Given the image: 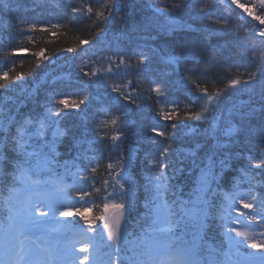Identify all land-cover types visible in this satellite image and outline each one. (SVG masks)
Segmentation results:
<instances>
[{
	"label": "trees",
	"instance_id": "obj_1",
	"mask_svg": "<svg viewBox=\"0 0 264 264\" xmlns=\"http://www.w3.org/2000/svg\"><path fill=\"white\" fill-rule=\"evenodd\" d=\"M87 2L96 10H104L102 5L105 0ZM176 2L177 0H117V6L113 8L114 14L107 21L101 22L95 16L92 19H77L67 7L69 0H0V73L10 70L8 80L14 85L8 92L0 90V107H7L8 97H13L17 100L16 111L20 114L17 119L28 116L41 118L45 112L44 105L52 97L88 98L78 109L63 110L59 127L64 135L55 140L54 153L50 156L52 162L45 167L47 173H56L72 182L71 191L76 201L71 208L73 214L66 218L73 223H85L83 218L75 214V210L87 207L89 211L85 212V216L91 222V227H98L103 203L112 188L105 181L111 185L112 179L119 172L115 168L117 160L124 159L120 153L131 148L135 155L129 172L135 188L124 219V228L129 238L144 234V230L152 223L151 209L159 202L153 201L155 189L149 184L145 171V164L151 159L150 154L159 147L167 148L171 154L162 159L182 157L185 150L195 148L196 142L203 139L197 132H189V129L203 132L216 114L217 105L230 97L248 99L243 80L235 86H229L228 82L235 78L238 71L243 73L253 70L247 58L253 54L250 48L260 47V42L264 41V37H260L258 29L253 26L264 25H259L244 9L240 12L239 8L235 9L220 0H185L180 9H171V5ZM201 2L213 18L227 19L229 24L217 31L220 26L200 12ZM71 3L78 6L81 0H71ZM125 3L132 5L127 11L123 9ZM240 3L256 14L264 12L253 0H240ZM153 4L173 11L177 23L171 26V31L168 30L166 17L156 12L151 7ZM105 15H108L106 10ZM145 16L155 20L147 31L138 27V21ZM20 20H24V23H20ZM30 24H35V28L31 29ZM53 24H59L60 27L52 28ZM29 35L31 40L28 39ZM80 40H88L89 43L81 45ZM73 47L76 48L75 52L66 51ZM21 48L25 51H19ZM41 49L43 55L35 56L34 53ZM140 53H144L150 60L149 73H142L137 66ZM173 55L181 59L177 64L170 65L166 61ZM121 57L125 63L117 68L115 65L120 62ZM109 61L113 62L112 73L106 71ZM189 69L195 73L192 79H199L202 87H207L210 92L217 87L221 89L215 100L201 98L202 94L186 78ZM93 71H96V76L91 75ZM85 72L89 75L85 76ZM21 75L22 83L17 79ZM97 78L105 80L106 85H89V80L95 81ZM260 78L258 73L257 79ZM220 79L225 83L220 84ZM129 81L132 83L129 84ZM154 83L166 86L163 94L150 90ZM113 85L119 86L125 95L130 93L136 102L124 100L119 92L113 90ZM82 86L87 87L81 92ZM169 101L178 102L179 116L164 121L158 113L162 110L171 111ZM186 106L201 118L186 117ZM113 119L117 120L115 125L111 123ZM172 124L177 127L173 128ZM154 125L166 131L168 136L155 137L151 131ZM121 127H126L127 131L121 137L123 143L118 152L112 147L110 137ZM2 135L0 133V137ZM153 137L158 144L152 142ZM45 138L53 141L51 129L45 133ZM208 143L213 141L209 139ZM207 150L206 145L202 146L197 150V157L202 158ZM225 151L241 155L233 158L229 167L211 184L215 194H208V216L203 227L189 221L187 228L181 225L177 231L178 235L186 233L184 239L187 241L195 236L202 245L205 256L211 255L214 258L227 250L221 222L217 218L222 201L220 191L246 194L249 183L244 180L241 170L248 165L247 157L250 154H254L257 159L264 156L259 141L248 143L242 134L238 136V143ZM3 157L22 159L0 141V199L8 194L9 188L17 185V181L13 180L16 173ZM34 160L35 158L32 162ZM190 161L191 157L184 160L179 165L184 171L175 176L172 169L164 170L172 178L168 181L169 188L163 193V197L175 212H179L177 201L194 199L192 193L197 187L199 169L193 167ZM109 164L114 169H109ZM93 167L97 169L95 173L91 172ZM85 169L88 170L86 173ZM254 175L255 178L251 181L254 193L262 196L264 174L256 169ZM95 189H100V192ZM84 190L91 193L84 199H90L92 203L84 204L81 200ZM79 201L81 204H78ZM188 207L193 205L189 204ZM260 231H264V228H260ZM253 239L264 242L263 238ZM246 247L248 243L243 251H251L252 248Z\"/></svg>",
	"mask_w": 264,
	"mask_h": 264
},
{
	"label": "snow or ice",
	"instance_id": "obj_2",
	"mask_svg": "<svg viewBox=\"0 0 264 264\" xmlns=\"http://www.w3.org/2000/svg\"><path fill=\"white\" fill-rule=\"evenodd\" d=\"M255 2L261 10H264V0H255ZM231 3L243 8L248 16L259 22V25H264V12L256 14L250 8L245 7L244 4H240L238 0H231ZM184 4L185 0H177L176 3L171 5V9H180ZM116 6L117 0H105L102 5L104 10L94 9L87 0H81L78 6H73L71 0L67 4V7L77 19L81 17L92 19L95 16L101 22L107 21L108 17L114 14L113 8ZM130 7L132 5L129 3L123 5L125 11ZM151 7L166 17L167 25L169 26L168 30L171 31V26L177 23L173 11H170L168 7L162 9L158 4H153ZM105 10L108 13L107 16L105 15ZM199 10L212 23L220 26L217 31L223 30L229 24L227 19L213 18L202 2ZM20 23H24V20H20ZM154 23L155 20L152 17L145 16L143 20L138 21V27L147 31ZM59 27V24L52 25V28ZM30 28L34 29L35 24H30ZM253 28L258 29L260 37H264V27L254 25ZM97 35L99 36V33ZM28 39L31 40L32 37L29 35ZM88 43V40H80L81 45ZM250 50L253 54L247 58L253 70L243 73L238 71L235 78L228 82L229 86H235L243 80L245 84L244 92L248 95V99L240 100L238 96L230 97L222 104L217 105L216 114L213 116L208 128L204 129L203 132L189 129V132H197L203 139L196 142L195 148L185 150V154L182 157L178 156L173 160L162 159L171 154L167 148L161 149L159 147L150 154L151 159L146 162L145 171L148 174L149 184L155 189L153 201H159V203H156L155 207L151 209L153 216L151 225L144 230V234L134 240L128 239L127 230L120 223L124 218V201L128 200L130 204L131 196L134 195L135 183L131 179V173L129 172V166L132 164L135 155L134 150L128 148L126 152L120 153L124 159H118L115 165V168L120 170L117 177L111 185H109L108 181H105L106 185L113 187V192L109 194V197L105 198L106 200L110 199L111 202L103 203L104 212L107 213L109 209L115 210L112 223H109L107 215L99 217L105 222L107 240H105L102 233L98 237L87 236V232L92 231L91 222L85 216V212L89 211L87 207L83 208V210L76 208L75 214L84 219L85 223L89 225L88 229H74L69 222L60 221H57L56 227L46 229L48 212L52 213L54 219L56 212L61 208V203L56 197L55 191L41 190L40 185L43 182L31 179L29 173L34 169L39 170L41 162L44 167H47L52 162L50 156L54 153V142L58 137L64 135V131L59 127L63 110L69 108L78 109L81 104L86 103L88 98L73 99L65 96L55 99V97H52L44 105L45 112L41 118L28 116L17 119V116L20 115L16 111L17 100L13 97H8L6 101L8 106L0 107V133L3 134L0 137V141L6 145L10 152L22 157V159L12 160L7 157H3V159L16 173L13 175V180L21 182L24 186L23 188H9L8 196L4 197L3 201L0 202V206L7 212L6 223H0V231L3 232V240L0 241V264H75L76 259H78L74 250L76 241L70 239L65 243L63 251H56L48 247L47 243L43 245L40 243V241H48V236L44 234L45 230L47 232L66 231L73 233L74 236L83 237L96 253L91 264H227L226 261L217 260L211 255L205 256L203 247L195 236L191 241H187L184 239L186 233L178 235L177 231L181 225L187 228L189 221H194L203 227V222L208 216L206 210L209 205L208 194L209 192L215 194L211 184L218 180L220 174L229 167L233 158H238L241 155L240 153L225 151V149H230L238 143L239 135H244L248 143L258 140L261 150L264 151V41L260 42V47L253 46ZM13 51L16 50L14 49ZM19 51H25V49L21 48ZM66 51L75 52L76 48H68ZM34 55L37 57L42 56L43 49L34 53ZM180 59L181 57L173 55L168 57L166 62L170 65H175ZM3 62L9 63L8 61ZM112 63L109 61V67L106 69L108 73H112ZM124 63L125 61L121 57L120 62L115 66L119 68ZM149 64V58L144 53H140L137 62L139 70L142 73H149L151 71ZM9 71L4 70L0 73V90L4 92H8L14 86L9 83ZM187 72V80L202 94L201 98L215 100L219 96L220 88H214L210 92L207 87H202L199 79H192L195 73L190 69ZM258 73L260 74V79H257ZM84 75L88 76L89 73L85 72ZM91 75L96 76V71H93ZM17 79L21 83L23 82L22 75ZM131 83L129 81V84ZM219 83L224 84L225 81L220 79ZM92 84L97 87H104L106 81L101 78H97L95 81L89 80V85ZM86 87L82 86L80 91H84ZM165 88L166 86L161 83H154V87L150 90L163 94ZM113 90L119 92L124 100H130L131 103L136 102L130 93L125 95L119 86L113 85ZM77 96H79V93H77ZM164 98L167 101L166 95ZM168 103L171 105V111L162 110L158 113V116L164 121H169L179 116L178 102L169 101ZM60 106L63 107L61 108ZM184 115L195 119L201 118L197 113L189 110L187 106ZM111 123L115 125L117 120L113 119ZM172 127L176 128L177 125L172 124ZM181 127L186 126L181 125ZM13 128L15 129L14 132L12 131ZM50 129L52 130L53 141H48L45 138V133ZM126 131V127H121L110 137L112 147L118 152L120 151V145L123 143L121 137L126 134ZM151 131L155 134V137L168 136L166 131L160 130L155 125L151 128ZM185 135H188V133H185ZM155 137L152 138V142L158 144L159 142ZM209 139L213 143L209 144ZM204 145L207 146L208 150L202 158H198L197 150ZM45 149L48 151L45 152ZM249 151L251 152V149ZM189 157H191V165L199 169V177L196 181L197 187L192 193L194 199L177 201L176 205L179 207V212H175L173 207L163 198V193L169 188L168 181L172 178L164 170L172 169L173 176L176 173H182L184 169L179 167V165L184 160H188ZM33 158H35L36 165L32 163ZM247 160L248 165L241 170V173L244 180L249 183V190L246 194L235 191L224 193V203L220 208V218L226 222L221 226L226 229V235L235 232L236 237H243L240 240L230 235L228 236L230 243L237 250L246 242L248 247L252 249L264 250V242L253 239L252 232L240 231L233 227L232 225L237 221L227 215L234 209L238 201L244 209L251 210L245 214L251 225L264 228V195L257 196L251 184V181L255 178L256 169H259L261 174H264V156L257 159L254 154H250ZM108 168L114 169V166L109 164ZM217 169H219V172H217ZM87 171L85 169V173ZM96 171L95 167L91 168V172L95 173ZM53 183L56 185V190H66L63 181L58 180ZM117 185L118 189L116 188ZM95 191L100 192V189H95ZM90 195L91 193L87 190L82 192L81 200L84 204L92 203L90 199H84ZM36 199H39L40 203L48 209V212H41L39 216L35 214L39 211V209L34 208ZM117 200L120 202L118 203ZM189 204H192L193 207L189 208ZM59 214L67 217L73 213L71 208H65ZM248 226L246 225L245 227ZM35 233L40 234L34 236ZM260 236L264 237V231L260 232ZM68 245H73V247L69 249ZM129 247L132 250V255L122 254ZM101 249H107L108 251L101 255ZM80 251L88 252V248L83 247ZM67 257H71V259H67ZM104 257H107V259ZM113 257H115V260H113ZM88 261L89 256L86 255L80 260V264H87ZM247 264H264V251L259 254H250L247 258Z\"/></svg>",
	"mask_w": 264,
	"mask_h": 264
},
{
	"label": "rangeland",
	"instance_id": "obj_3",
	"mask_svg": "<svg viewBox=\"0 0 264 264\" xmlns=\"http://www.w3.org/2000/svg\"><path fill=\"white\" fill-rule=\"evenodd\" d=\"M220 1H223V2H226L227 4H230L233 8H235V9H238L239 7H237L236 5H234V4H232L231 3V0H220ZM238 2L240 3V0H238ZM253 2L255 3V4H257L256 2H255V0H253ZM241 4V3H240ZM239 11L240 12H243V8H239ZM116 188L118 189V185L116 186ZM53 191V190H52ZM55 195H56V197L59 199V201H60V203H61V208L56 212V215L55 216H61L59 213H60V211H63V207H64V200L61 198V196L58 194V193H56L55 192ZM236 206H238V205H235V211L234 212H237L238 210H239V208L238 207H236ZM34 208H37V209H39V211H37L35 214L37 215V216H39L40 215V213L41 212H45L46 210H47V208L46 207H44L41 203H40V201H39V199H36L35 200V202H34ZM51 215H52V213L51 212H49ZM102 215H107L108 217H109V223H112V217L115 215V210H113V209H109V211L107 212V213H105L104 211H103V213H102ZM121 225L123 226V219L121 220ZM104 224H105V222H104V220H101V224H100V233H102L103 234V236H104V238H105V240H107V230L105 229V227H104ZM55 227V225H49L47 228H54ZM124 227V226H123ZM231 237H233V238H235V239H240V240H242L243 239V237H236V234H235V232H232L231 233V235H230ZM3 240V237H1L0 238V241H2ZM228 241H229V238H228ZM230 242V241H229ZM110 243V242H109ZM230 245L231 246H233L231 243H230ZM243 264H247V262L246 263H243Z\"/></svg>",
	"mask_w": 264,
	"mask_h": 264
}]
</instances>
